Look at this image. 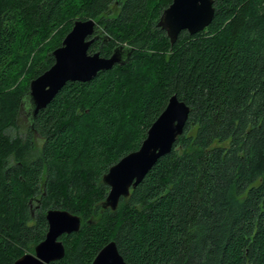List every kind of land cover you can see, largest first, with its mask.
Here are the masks:
<instances>
[{"label": "trees", "instance_id": "obj_1", "mask_svg": "<svg viewBox=\"0 0 264 264\" xmlns=\"http://www.w3.org/2000/svg\"><path fill=\"white\" fill-rule=\"evenodd\" d=\"M172 1L0 0V264L35 254L49 210L82 219L52 264H92L110 242L127 264H264V0H214L209 27L174 45L158 26ZM86 19L110 38L90 54L131 47L130 61L67 83L32 120L30 83ZM174 95L190 108L183 135L103 209L104 175Z\"/></svg>", "mask_w": 264, "mask_h": 264}, {"label": "water", "instance_id": "obj_2", "mask_svg": "<svg viewBox=\"0 0 264 264\" xmlns=\"http://www.w3.org/2000/svg\"><path fill=\"white\" fill-rule=\"evenodd\" d=\"M215 16L214 0H173L163 12L158 26L166 31L172 45L182 32L191 36L204 31ZM93 19L76 20L62 45L53 52L55 64L30 83L29 94L23 107L36 118L70 82H91L100 72L117 65H125L134 51L131 47L119 46L109 58L99 52L90 54L91 46L98 40L110 38L97 33ZM190 117L189 106L176 95L172 96L166 109L153 123L140 148L123 157L104 175L103 182L110 188L103 209L118 208L122 198H128L131 190L143 182L157 162L170 154L177 139L183 135ZM49 225L46 238L35 248V254H26L15 264H52L65 257L66 250L60 240L64 235L80 232L82 219L64 210H49L46 213ZM92 264H127L115 242L107 244Z\"/></svg>", "mask_w": 264, "mask_h": 264}, {"label": "rangeland", "instance_id": "obj_3", "mask_svg": "<svg viewBox=\"0 0 264 264\" xmlns=\"http://www.w3.org/2000/svg\"><path fill=\"white\" fill-rule=\"evenodd\" d=\"M120 1L125 2L126 0H120ZM117 9H118V5L112 6L111 14L114 15L117 12Z\"/></svg>", "mask_w": 264, "mask_h": 264}]
</instances>
